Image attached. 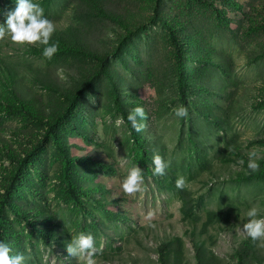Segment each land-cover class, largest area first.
Here are the masks:
<instances>
[{
	"label": "rangeland",
	"instance_id": "obj_1",
	"mask_svg": "<svg viewBox=\"0 0 264 264\" xmlns=\"http://www.w3.org/2000/svg\"><path fill=\"white\" fill-rule=\"evenodd\" d=\"M30 2L53 22L57 51L0 39L9 255L86 264L89 249L66 248L83 232L94 264H264V237L244 228L249 208L264 217V0ZM15 3L0 0V25ZM135 106L145 111L138 132L127 121ZM155 154L163 174H153ZM133 163L143 184L126 193Z\"/></svg>",
	"mask_w": 264,
	"mask_h": 264
},
{
	"label": "clouds",
	"instance_id": "obj_2",
	"mask_svg": "<svg viewBox=\"0 0 264 264\" xmlns=\"http://www.w3.org/2000/svg\"><path fill=\"white\" fill-rule=\"evenodd\" d=\"M43 8L38 2H30V0H16L15 7L11 10L5 18L3 25H0V39H10L12 42L17 44H31L37 40L40 41L42 48V55L46 58H51V56L57 51V44L55 42L49 43L48 37L54 29V24L50 19L41 18V13ZM107 36L109 38L113 37L112 32H108ZM58 74L61 79H66L63 74V70H58ZM175 115L177 117L186 116L187 109L184 106H178L175 108ZM139 116L141 118L145 117V111L142 106H135L127 115V121L130 122L131 128L134 131H140L142 125H138L135 117ZM248 156V167L252 170L258 168V163L256 160L251 159V157L256 156L254 151L249 152ZM243 163V161H240ZM152 163L155 165L153 168V174H163V168L161 156L155 154L152 157ZM143 184V176L141 170L135 166L133 163L127 171V175L124 177L121 187L126 193H133L141 188ZM177 188H181L184 185V177H179L175 181ZM257 211L256 206H253L247 210V215L253 217L248 223L244 224L246 229V235L251 237L253 240L264 237V217L260 219L255 218V213ZM151 216V213H148ZM93 246L91 234H84L83 232H78L72 240V243L67 244V251L75 255L77 251L83 252L85 249H89V255L86 257V264H94V260L91 256V249ZM10 247L5 243H0V264H21L23 260L22 255L10 256Z\"/></svg>",
	"mask_w": 264,
	"mask_h": 264
},
{
	"label": "trees",
	"instance_id": "obj_3",
	"mask_svg": "<svg viewBox=\"0 0 264 264\" xmlns=\"http://www.w3.org/2000/svg\"><path fill=\"white\" fill-rule=\"evenodd\" d=\"M154 22H156V20H154ZM120 99H121V97H118V95H117L116 96V106H117V109L122 113V107L120 105V103H121ZM122 116H123V118H125V114L122 113ZM55 141H56V145L58 146V148L61 151V153L65 154L64 150L60 147V145H59L58 141L56 140V138H55ZM70 166H71V161H70V159L68 157H66L65 158V167H64L65 179H66V181L68 183V187H69V191H70L71 195L74 197V199L77 201L78 204H81V201H80V199L78 197V194L72 188V182H71L70 176H69ZM6 201H7V197L5 199V204H6ZM0 243H2L1 235H0Z\"/></svg>",
	"mask_w": 264,
	"mask_h": 264
}]
</instances>
